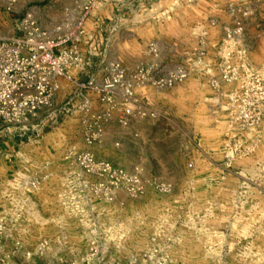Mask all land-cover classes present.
Returning a JSON list of instances; mask_svg holds the SVG:
<instances>
[{
    "label": "rangeland",
    "instance_id": "rangeland-1",
    "mask_svg": "<svg viewBox=\"0 0 264 264\" xmlns=\"http://www.w3.org/2000/svg\"><path fill=\"white\" fill-rule=\"evenodd\" d=\"M54 2L0 0V36L31 11L72 38L83 28L54 22L79 14L95 30L105 18L104 40L78 81L85 120L74 114L44 129L72 130L71 147L50 150L32 121L13 125L0 147V264H264V0H122L109 21L106 0ZM116 64L127 79L142 67L190 75L145 85L149 98L135 83L141 107L109 105L100 91ZM67 96L39 112L45 121ZM128 109L136 112L124 126ZM101 163L140 184L114 190L125 179Z\"/></svg>",
    "mask_w": 264,
    "mask_h": 264
},
{
    "label": "built area",
    "instance_id": "built-area-1",
    "mask_svg": "<svg viewBox=\"0 0 264 264\" xmlns=\"http://www.w3.org/2000/svg\"><path fill=\"white\" fill-rule=\"evenodd\" d=\"M103 24V19L97 17L96 29L93 32L88 33L85 29H81L72 38L62 34V26L53 30L42 28L33 12L28 11L19 19L12 35L0 36V147L8 141L13 125L28 124L38 116L39 112L53 105L62 80L79 88L77 99L81 100L77 102L74 98L76 94L73 93L67 96L65 107L59 111L60 115L55 111L46 124L33 127L37 135L42 134L48 124H50L49 128L63 124L74 114L80 121L85 120L89 102L83 92L87 85H80L78 81L88 76L92 59L100 55L99 43L103 44L104 37L103 29L99 27ZM70 39L72 43L66 45ZM83 41L84 50L81 48ZM150 52L158 56L156 44H150ZM111 71L112 77L105 81L104 88L100 91L103 92L102 101L114 105V102L125 100L136 108L141 107V104L134 97L135 83H143L144 86L152 84L162 89L172 87L190 75L186 70L154 75L151 67H142L136 75L127 79L126 70L117 64ZM228 77V74L224 76L226 80H229ZM91 84L89 83V86ZM135 112L128 109L120 120L122 125L127 126L135 116ZM141 113L146 115V112ZM0 153H3L1 148ZM87 154L81 153L80 165L83 167L88 165ZM96 167H102L108 172L113 171L125 179L115 183L114 190L128 189L130 185L136 188L140 184L137 178L128 176L123 170L109 163H101ZM38 184L35 182L34 186ZM134 188L130 191H135ZM114 190L111 192L113 193Z\"/></svg>",
    "mask_w": 264,
    "mask_h": 264
},
{
    "label": "crops",
    "instance_id": "crops-1",
    "mask_svg": "<svg viewBox=\"0 0 264 264\" xmlns=\"http://www.w3.org/2000/svg\"><path fill=\"white\" fill-rule=\"evenodd\" d=\"M122 0H106V4L105 6H107V9H110V12L109 14H106V20H111V16L113 15L112 14V11H113V7L112 6H118V4L121 3ZM54 6H84L86 4V0H55L54 2ZM50 16H58L57 14H51ZM62 17V16H61ZM62 19V18H60ZM105 19V18H104ZM103 19V20H104ZM94 21V20H93ZM91 22L92 26H93V23L94 22ZM81 22V23H80ZM55 25H59V24H70L72 27H73V30L74 32L78 31L81 28L85 29L86 32L88 33H91L93 32V28H91L92 26L90 24H88L87 20L86 21H81V16L78 14L76 16H72V18L70 17H66V18H63L62 20H56L55 22ZM43 27V26H42ZM73 32V33H74ZM129 36V34H123L122 35V38L123 40L125 41L126 40V37ZM72 43V40L70 39L69 41H67L66 45H70ZM85 42L83 41L82 44H81V48L82 50L85 49ZM161 63L163 62V58H161ZM128 72L129 73H132L134 72L135 70V66H131V67H128ZM196 85V82H192ZM60 90L58 91L56 97V103H58L59 99H62V97L66 94L70 95L74 92L75 90V86L69 84L67 81L65 80H62L61 81V85H60ZM196 87V86H194ZM153 87L151 86H145L143 88H139L137 90V92H139V95H142L143 94V97L145 98H149L150 95H151V91ZM140 92H143V93H140ZM77 121H79V119L77 118ZM32 122L35 124H38V125H44L46 124L47 121H45V117L42 115V114H38V116L36 118H34L32 120ZM71 132H73L71 130ZM69 132V131H66V129L62 130V132H60L59 134H57V136H53V135H56V134H52V133H45L43 132L41 135V137H43V140L46 139V140H50L52 142L49 143L50 145V150H56L59 146V148H63L64 152L67 151L71 146H70V141H71V138H73V135L72 133ZM42 148V146L40 145L38 147V150H40ZM58 148V149H59ZM40 154V151H38ZM57 156V155H56Z\"/></svg>",
    "mask_w": 264,
    "mask_h": 264
}]
</instances>
